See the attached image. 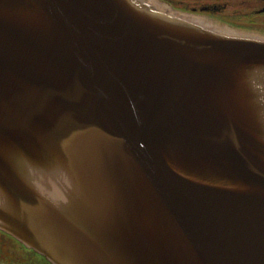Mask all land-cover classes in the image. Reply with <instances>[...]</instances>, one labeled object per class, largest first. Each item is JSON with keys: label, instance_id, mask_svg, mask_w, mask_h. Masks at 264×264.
Wrapping results in <instances>:
<instances>
[{"label": "water", "instance_id": "water-1", "mask_svg": "<svg viewBox=\"0 0 264 264\" xmlns=\"http://www.w3.org/2000/svg\"><path fill=\"white\" fill-rule=\"evenodd\" d=\"M0 229L53 264H264V32L0 0Z\"/></svg>", "mask_w": 264, "mask_h": 264}, {"label": "flooded vegetation", "instance_id": "flooded-vegetation-1", "mask_svg": "<svg viewBox=\"0 0 264 264\" xmlns=\"http://www.w3.org/2000/svg\"><path fill=\"white\" fill-rule=\"evenodd\" d=\"M188 10L207 13L224 22L264 31V0H170ZM0 264H53L44 255L0 229Z\"/></svg>", "mask_w": 264, "mask_h": 264}, {"label": "rangeland", "instance_id": "rangeland-1", "mask_svg": "<svg viewBox=\"0 0 264 264\" xmlns=\"http://www.w3.org/2000/svg\"><path fill=\"white\" fill-rule=\"evenodd\" d=\"M192 3L193 2H196L197 4H199V3H202V2H204V1H206V0H190ZM180 7V6H179Z\"/></svg>", "mask_w": 264, "mask_h": 264}]
</instances>
